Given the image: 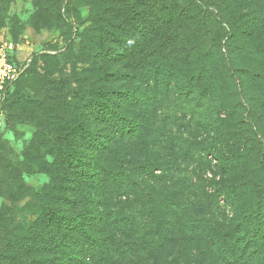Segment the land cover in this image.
<instances>
[{"label": "trees", "instance_id": "trees-1", "mask_svg": "<svg viewBox=\"0 0 264 264\" xmlns=\"http://www.w3.org/2000/svg\"><path fill=\"white\" fill-rule=\"evenodd\" d=\"M32 1L64 16L62 0ZM87 8L90 26L42 56L44 76L31 67L6 91L43 78L10 107L33 141L20 155L0 141V264H264V151L228 155L264 130V0Z\"/></svg>", "mask_w": 264, "mask_h": 264}, {"label": "rangeland", "instance_id": "rangeland-1", "mask_svg": "<svg viewBox=\"0 0 264 264\" xmlns=\"http://www.w3.org/2000/svg\"><path fill=\"white\" fill-rule=\"evenodd\" d=\"M89 2L90 0H62L60 14L62 13L64 16L58 18L59 11L56 13L57 10H55V13H45L41 12L32 0H14L9 6V10L4 19V21L6 20L4 26L0 27V42L6 41L7 39L11 40L16 48L14 60L26 68V70L31 67V69L36 68L37 72L44 76V61L42 60V56L45 54L54 55L57 50L64 47L65 40L62 35L66 33V29L68 28L70 31L68 32L69 34L71 30L73 32L79 26L81 29L90 26V23L87 22L89 21L87 8ZM72 4L75 6H72ZM0 16H2L0 19L3 22V15L1 14ZM64 25L66 27L62 29ZM60 61L62 62V60ZM60 66L66 69L67 73L72 70V67L69 65L60 64ZM42 79L38 77V81L34 85L32 83L26 84L22 81L12 89L8 98L4 100L0 97V141L9 144L19 155L33 141L35 129L24 122L14 123L9 121L11 114L10 107L20 92H24L27 97L34 96L41 87ZM261 87L260 82L256 81L255 78L241 81V95L239 97L242 99L243 108L248 104L257 105L255 101H249L253 99L250 98L253 97L252 95L257 96L256 92ZM242 111L240 110L239 112L241 113ZM221 113L223 117L225 112L221 111ZM235 119L238 118L234 117L232 122H235ZM234 128H237V125L231 127L230 130ZM210 133L212 132L208 129L207 135L202 139L203 144H208L211 140L212 135ZM243 133L245 134V138L237 136L236 138L239 141L231 145L233 149L229 151L228 155L231 157H236L237 155L238 157L235 160H238V158H241L239 160L249 162L259 160V152L264 151L262 148L259 149V144L264 143V130L257 129L252 138L251 130L250 132L247 130L243 131ZM207 159L213 163L215 162L212 157H208ZM48 160L52 162L53 158L48 157ZM48 181L49 177L47 175H36L30 179V185L41 188ZM1 203L2 201L0 199V206Z\"/></svg>", "mask_w": 264, "mask_h": 264}, {"label": "built area", "instance_id": "built-area-1", "mask_svg": "<svg viewBox=\"0 0 264 264\" xmlns=\"http://www.w3.org/2000/svg\"><path fill=\"white\" fill-rule=\"evenodd\" d=\"M15 45L7 39L0 42V97L5 99L6 91L24 74L26 68L15 60Z\"/></svg>", "mask_w": 264, "mask_h": 264}]
</instances>
